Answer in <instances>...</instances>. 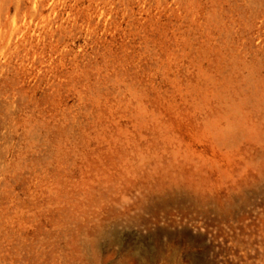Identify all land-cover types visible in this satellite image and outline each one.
Segmentation results:
<instances>
[{
	"label": "rangeland",
	"instance_id": "1",
	"mask_svg": "<svg viewBox=\"0 0 264 264\" xmlns=\"http://www.w3.org/2000/svg\"><path fill=\"white\" fill-rule=\"evenodd\" d=\"M0 264H264V0H0Z\"/></svg>",
	"mask_w": 264,
	"mask_h": 264
}]
</instances>
